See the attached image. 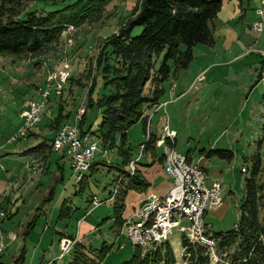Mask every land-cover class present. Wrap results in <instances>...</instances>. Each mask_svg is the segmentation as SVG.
Instances as JSON below:
<instances>
[{
  "label": "rangeland",
  "instance_id": "obj_1",
  "mask_svg": "<svg viewBox=\"0 0 264 264\" xmlns=\"http://www.w3.org/2000/svg\"><path fill=\"white\" fill-rule=\"evenodd\" d=\"M74 1L76 0H23L21 5L27 8L26 11L48 12L60 10ZM138 1L140 0H111L105 6L99 21L86 22L79 28H66L56 45V51L47 56L34 59L0 56V146L7 143V147H0V155L9 151L11 145H15L11 138L15 135L20 121L19 123L17 121L14 126L16 119H11V114L15 115L17 101L37 98L36 93L44 86L49 73L59 69L65 62L69 65L71 80L66 83L60 98L52 99L53 102L46 106L44 116L35 128L41 137L20 139L16 143L27 148L44 140L52 141L55 132L49 128V125L56 117L59 105L63 106L64 112H70L69 119L63 123L72 121L82 105L85 110L86 92L91 84L88 73L89 77L95 74L93 70L95 56L104 40L123 27ZM243 2H245L244 8L247 9V19L257 22L259 19L256 11L259 9L260 0H249V5L246 0ZM222 6L223 9L230 11L233 9L228 4V0H223ZM228 22H232L233 26ZM248 22L250 21H240L238 18L228 19L225 22L220 16L216 18L213 21L214 29L212 23L210 24L215 39V51L212 52L210 47L202 45L194 47V59L185 74H182L177 81H173L172 76L170 77V82L177 84L174 96H171L172 92H169L167 85L166 94L161 100L182 101L181 110L178 112H171V105L166 108V115L170 119L169 125L177 133L175 150L181 154L190 151L193 155V163L201 162V166L205 169L207 183L217 181L221 185L222 205L204 217L205 223L212 227L211 232L214 233L231 231L237 225L244 179L249 176L252 166L249 159L257 153L261 159L264 177V129H262L264 121L257 132L259 135L252 134L253 130L260 125L256 123V120L262 119L261 115L264 116V102H262L264 101V79L254 88L252 85L259 77L264 76V70L262 65L259 66L257 63H246V70L241 69V64L231 65L219 61L223 47L228 46L223 42V36L226 32L231 33L230 36L234 35L237 30L234 25L243 27ZM231 28H233L232 31ZM140 30V27L135 28L132 36L138 34ZM258 35H260L258 39H253L256 42L254 47L258 52L264 53V27ZM202 51H205V57ZM207 60L209 64L206 65ZM200 70L204 72L197 77ZM183 90H187L188 93L184 97H177V94ZM96 92L97 89L94 93ZM188 101H190L189 111L186 107ZM256 102L262 103V106L257 108ZM95 111L92 109L86 112L87 126L92 121L95 122ZM162 117L165 118L163 111L152 115V127ZM96 125L92 124L91 129L94 130ZM262 138V147H259L258 142ZM145 139L142 122L128 130L127 144L132 148V160L138 155V146L144 143ZM49 146V142H46L42 154L38 152V155L32 158L41 167V171L36 174L29 169L31 157L28 163L21 156L13 161L11 158L5 160L0 158V190H3L5 186L9 189L14 182H20V176L13 175V170L19 173L24 172V180L28 173L34 177L31 179L34 180L32 185H28L29 181L24 184V188L23 184L19 187L23 191L17 213L13 212L10 215L6 205L0 209V213L5 214V217H0V228L3 233L2 238L7 244L0 263L41 264L42 256H44L43 261L56 260L61 253L59 232L77 237L79 234L81 243L95 250H100L103 244L110 247L108 255L101 264H123L128 261L134 252V246L122 235L112 231L113 209L118 201H123L126 214L130 212L131 215L139 206L140 203L137 205L136 203L141 197L143 198L144 193L126 190L123 197L122 192L125 191L127 181L124 179L123 183L118 184L117 180L121 172L126 171V166L122 165V158L118 155L117 149L103 152L99 145L90 169L83 173L84 182L78 184L72 176L68 159H60V153L63 151L54 152L50 149L49 152ZM210 149L230 151L233 157L230 162L218 158H204L200 152H207ZM155 152L158 156L162 155L161 148H156ZM151 154V151L143 152L142 162L154 159ZM155 160V163L149 167L139 165L138 170L146 182L150 183L148 192L159 196L170 188V180L163 172L158 160ZM242 168L246 169L245 173L241 172ZM60 174L62 180L58 182ZM50 191L53 192L51 200L42 206ZM117 192L119 196L116 197L114 193ZM93 197L101 203L95 210L90 206ZM109 197L111 200H108ZM64 200L67 201L72 212L69 218L58 219ZM82 218L85 223L79 227L77 222ZM31 222L34 226L25 235ZM89 226L90 230L94 227L92 232H88ZM10 234L16 236L13 241L8 239ZM61 238H67L76 243L68 236ZM169 244L176 264H185L184 260L188 258V254L185 247L181 246L179 235L174 232ZM22 250H24L23 259L16 262ZM181 252L184 253L183 258H180ZM69 257L70 253L56 263L69 264ZM224 257L225 254H218L215 249V256L209 258V264H220Z\"/></svg>",
  "mask_w": 264,
  "mask_h": 264
},
{
  "label": "trees",
  "instance_id": "obj_2",
  "mask_svg": "<svg viewBox=\"0 0 264 264\" xmlns=\"http://www.w3.org/2000/svg\"><path fill=\"white\" fill-rule=\"evenodd\" d=\"M110 1L76 0L57 11L37 12L26 11L27 8L21 5L23 0H0V56L34 59L54 53L66 28H79L86 22L99 21ZM222 1H138L123 27L104 40L95 56V74L89 77L88 73L91 84L86 92L85 111L78 124L81 134L94 137L103 152L117 149L122 165L127 166L132 160V148L127 144L128 130L142 122L146 134L149 117L145 113L159 105L169 78L188 68L194 59V47L214 46L210 24L220 12ZM137 27L141 28L140 32L132 36V31ZM261 65L264 70V60ZM70 80L71 75L67 83ZM62 107L58 106L57 115L49 125L54 132L69 119L70 112H64ZM92 109L98 110L100 117L94 130L90 125L85 127L86 112ZM155 141L149 136L144 142V152L153 150ZM44 146L46 143L42 142L31 147L25 151V155L38 152L41 155ZM50 149L51 145L49 152ZM200 153L206 159L218 158L229 162L233 157L232 152L222 149ZM249 160L252 166L249 176L244 179L237 225L228 232H212L218 254H225L220 264H264V177L259 154ZM124 179L127 185L122 192L123 197L126 190L145 192L149 187L137 169L132 176L122 171L117 183H123ZM61 180L60 174L58 182ZM118 192L115 193L116 197L119 196ZM52 194L50 191L42 206L51 200ZM71 212V207L64 200L58 219L69 218ZM123 212V201H118L112 214L114 233L118 234L121 229ZM33 226L31 222L25 235ZM68 237L73 239L72 236ZM180 240L188 254L185 264H209L204 248L187 245L183 238ZM109 251L110 247L105 244L100 250H95L76 242L70 252L69 264H101ZM23 252L16 262L23 259ZM123 264H176V261L167 242L156 245L145 254L134 247L131 258Z\"/></svg>",
  "mask_w": 264,
  "mask_h": 264
},
{
  "label": "built area",
  "instance_id": "obj_3",
  "mask_svg": "<svg viewBox=\"0 0 264 264\" xmlns=\"http://www.w3.org/2000/svg\"><path fill=\"white\" fill-rule=\"evenodd\" d=\"M256 15L259 20L253 22L250 29L260 34L264 27V0H260ZM69 78L70 69L66 62L59 69L49 73L43 89L39 91L38 99L27 101L26 107L19 112L21 124L12 140L25 138L37 127L44 116L50 97L53 95L55 98H60ZM162 106L164 104H159L153 109L157 111ZM84 111L82 105L72 121L63 123L58 128L50 143L54 152L63 151L69 157L70 169L76 183L83 180V173L90 169L94 154L99 147V142L92 139L91 135L80 132L78 124ZM149 122L150 117L145 134L146 141L150 136ZM175 136L176 133L170 131L165 125L160 138L155 141V146L162 148V170L170 180V188L161 196L148 195L133 213L123 220L119 234L134 247L140 249L142 254H145L156 245L169 243L175 232L186 241L187 245L204 248L211 259L215 256L217 245L211 232V226L205 223L204 217L222 205L221 185L217 181L208 184L205 170L191 162L186 155L175 150ZM145 147V143L140 144L138 155L126 166L125 172L129 176L135 173ZM30 163L29 169L33 171V174L41 171L40 165L33 159ZM241 172L245 173L246 169L242 168ZM108 200H111V197ZM100 204L97 198H92L93 208ZM0 217H5V214L1 212ZM2 234L0 228V257L7 247ZM8 238L13 240L14 235L10 234ZM73 246V241L61 238L59 257L47 264H57L56 261L66 257ZM183 257L184 253L181 252L180 258Z\"/></svg>",
  "mask_w": 264,
  "mask_h": 264
},
{
  "label": "crops",
  "instance_id": "obj_4",
  "mask_svg": "<svg viewBox=\"0 0 264 264\" xmlns=\"http://www.w3.org/2000/svg\"><path fill=\"white\" fill-rule=\"evenodd\" d=\"M246 3H247V5H249V0H246ZM228 4H230V6H232L233 7V9L230 11V10H228V9H223V6H222V8H221V10H220V12L218 13V15H217V17L216 18H218L219 16L221 17V19H223L225 22L228 20V19H235V18H238L240 21H250V22H248V24L247 25H245V26H243V27H241V26H239L238 27V25H234V27L237 29L234 33V35H231L230 36V34L231 33H228V32H226V34L223 36V38H224V40H223V42L225 43V44H227L228 46H225V47H223V51H222V57L221 58H219V61H223V62H225V63H230L231 65H238V64H241V69H246L247 70V68H246V66L247 65H245L246 63H252V64H258L259 66L261 65V62L264 60V53H260V52H258L257 50H255V47H254V45H255V43L256 42H254L253 41V39L255 38V39H258V37L260 36V35H258V34H256V33H254L251 29H250V26H251V24L253 23L252 22V20H248L247 19V12H246V8H244V6H245V2H243V0H228ZM259 4V3H258ZM247 7V6H246ZM215 20V19H214ZM213 20V21H214ZM228 23H230L231 24V26H233L232 24V22H228ZM227 23V24H228ZM212 27H213V29H214V24H213V22H212ZM232 29L233 28H231V31H232ZM228 36V37H227ZM230 38V39H229ZM231 39H233V40H231ZM229 40H231V42H229ZM214 46H215V44H214ZM214 46L213 47H210L211 49V51L213 52V51H215V48H214ZM253 47V48H252ZM194 49V48H193ZM204 52L205 51H202V53H203V57H205V55H204ZM211 52V53H212ZM209 58V56L207 57V59ZM196 59V58H195ZM207 64H209V61L207 60V63H206V65ZM187 70V69H186ZM186 70H184V71H181V72H179L178 74H176V75H174V76H172V79H173V81H177V79H179L180 77H182V74H185V72H186ZM204 70V69H203ZM201 71L200 70V73H199V75L197 76V77H200L203 73L202 72H204V71ZM196 77V76H195ZM264 79V76H261V77H259L258 79H257V82H255V84L254 85H252V88H254L261 80H263ZM264 81V80H263ZM175 83V82H174ZM172 83V82H170V78H169V80H168V82L166 83V86L168 85L169 86V92H172L171 93V96L173 97L174 96V89H176L177 88V84L175 83ZM174 86V87H173ZM43 89V86H42V88L40 89H38V92L36 93V95H38V97H39V91L40 90H42ZM166 89H167V87H166ZM189 89V88H188ZM188 92H187V90H183L182 92H179L178 94H177V97H181V96H185V94H187ZM165 94H166V92H165ZM165 94H164V96H165ZM163 96V97H164ZM38 97L37 98H35L36 100L38 99ZM162 97V98H163ZM176 97V98H177ZM55 97L52 95L51 97H50V101H49V103H48V105L50 104V102L52 103L53 101H51L52 99H54ZM162 100V99H161ZM160 100V103L159 104H164V106H162L159 110H157V111H155L153 108L152 109H150V110H148L146 113H145V115L146 116H148V117H150V122H149V135L151 136V138H153V139H155V140H157V139H159L160 138V136H161V134H162V129H163V127L165 126V125H167V127H168V129L170 130V131H174L175 132V130H173L171 127H170V119L167 117V115H166V108H168V106H170L171 105V112L173 111V112H178L179 110H181V107H182V101H161ZM262 102H264V101H262ZM190 101H188L187 102V105H186V107H187V111H189V108H190ZM254 103V102H253ZM18 104V105H17ZM17 107H16V112L14 113L15 115H13V114H11V119H16V121L14 122V126H15V124H16V122L18 121V123H19V121H20V119H19V112L22 110V109H24L25 107H26V105H27V101H17ZM256 104V107L258 108L259 106H262V103H258V102H256L255 103ZM48 105H47V107H48ZM3 111V110H2ZM159 111H163V113H164V115H165V118H161V119H158L157 120V122H156V124H155V126L154 127H152L153 125H152V121H153V118H151L152 117V115L154 116V115H156ZM45 113V112H44ZM95 116V118H94V123L95 124H97L96 125V127L98 126V124H99V121H100V117H99V111L98 110H96L95 111V114H94ZM262 116V119L261 118H258V120H256V123H259L260 125L257 127V128H255L254 130H253V132H252V134H256L258 131H259V127L261 126V124H262V121H264V116L263 115H261ZM70 122V121H69ZM93 123V121L91 122V124H90V126L92 125V124H94ZM20 124H21V122L19 123V126H18V128H17V130H16V133H15V135L11 138V141H14V143H15V145H11V149L9 150V151H5V153L4 154H1L0 156V158L1 159H3V160H5V159H7V158H11L12 159V161L13 160H15V159H19L20 158V156L23 158V159H25L26 160V162L28 163V159L31 157V158H34V156L35 155H38V153H33V154H28V155H25V151L27 150V149H29V148H31V147H25L24 145H20V144H17L16 142L18 141V140H20L19 138H16L15 140H12L15 136H16V134H17V131H18V129H19V127H20ZM171 125H172V123H171ZM173 126V125H172ZM85 127H87V125L85 126ZM93 127V126H92ZM95 127V128H96ZM262 129H264V125L262 126ZM2 133H3V131H1ZM1 133V134H2ZM176 133V132H175ZM54 135H55V133H54ZM259 134L257 133V136H258ZM39 137H41L39 134H38V132L37 131H35V129L32 131V132H30L25 138H33V139H37V138H39ZM176 137H177V133H176V136H175V140H174V148H175V146H176ZM1 138V137H0ZM25 138H23V139H25ZM145 138H146V136H145ZM92 139H94V137H92ZM44 140V139H43ZM262 140H263V138L261 139V141H259L260 142V144H259V147H262ZM42 142H49V144L51 143V141L49 140V141H47V140H44V141H42ZM42 142H38L37 144H34V145H32V147H35V146H37V145H39L40 143H42ZM145 142H146V139H145ZM6 144L7 143H4L3 145L1 144V146L0 147H7L6 146ZM142 144V143H141ZM140 145V144H139ZM156 148H161V147H156L155 146V144H154V149L153 150H151V157L152 158H154V159H151V160H147V161H143L142 162V160L138 163V165H137V171H139L138 170V167H139V165L140 166H142V167H149V166H151V165H153V163H155V159H157L158 160V163L160 164V166L162 167V155L161 156H158L157 154H156V152H155V149ZM4 149V148H3ZM2 149V150H3ZM162 149V148H161ZM61 155H60V159H64V158H67L68 159V161H69V157L67 156V154L65 153V152H61L60 153ZM183 155H186L187 157H188V159L191 161V162H194L193 160V155H192V153L190 152V151H187L185 154H183ZM7 156V157H6ZM196 164V163H195ZM27 164L25 163V166H26ZM198 165L200 166V167H202L201 166V162L200 163H198ZM69 167H70V165H69ZM203 168V167H202ZM204 169V168H203ZM205 170V169H204ZM140 174H141V176L144 178V176L142 175V173L141 172H139ZM13 175H19L20 176V182H14L11 186H9L10 188L8 189L6 186H5V188L3 189V190H0L1 192H0V209L1 208H3V206H5L6 205V207H8V209H9V214L10 215H12L13 214V212H14V214L15 213H17L18 212V208H19V201L21 200L20 198H21V196H22V189H19V187L20 186H22V184H23V188H24V184L25 183H28L29 181V183H28V185H32L33 183H34V180L32 181L31 179L32 178H34V177H31V175H29V173H28V175H27V177H26V175H25V177H26V179L24 180V172H22V173H19V172H17V170L16 171H14L13 170ZM22 180V181H21ZM146 181V180H145ZM148 183V182H147ZM149 184V186H150V183H148ZM7 185H9V184H7ZM27 185V186H28ZM35 185V184H34ZM169 189V188H168ZM167 189V190H168ZM167 190L165 191V193L167 192ZM136 192V191H135ZM137 193H144V196H143V198L141 197V195H140V199H139V201L136 203V205L137 204H139V203H141L148 195H150V194H152V193H150V192H148V189L145 191V192H137ZM165 193H163V195L165 194ZM159 196H161V195H159ZM92 200V199H91ZM135 205V206H136ZM90 206L92 207V205H91V201H90ZM97 208H99V206L98 207H96V208H91V209H93V210H95V209H97ZM90 209V210H91ZM90 210L88 211V213L90 212ZM92 210V211H93ZM91 211V212H92ZM101 215V214H100ZM99 215V216H100ZM58 216H59V214H58ZM102 216V215H101ZM101 216H100V219H101ZM128 216H130V212H129V214L127 213L126 214V212H125V208H124V212H123V214H122V218H123V220L124 219H126ZM1 218H3V217H1ZM58 218V217H57ZM84 218H82L79 222H77L78 224H79V227L80 226H83V224L85 223L84 222V220H83ZM99 219V220H100ZM112 219V218H111ZM85 227H87V225H85ZM212 228V227H211ZM89 230H88V232H92L93 230H94V227L92 228V230H90L91 229V227L89 226V228H88ZM60 234H63V235H65V236H72L73 237V239L75 240V242H77V243H81V240H80V237H79V234H78V237L77 236H75V235H72V234H65V233H62V232H59L58 233V235H59V239L61 238V237H63V236H60ZM14 235V234H13ZM15 235H14V238H13V240L15 239ZM9 239V238H8ZM11 240V239H10ZM13 240H11V241H13ZM83 244V243H82ZM120 247V246H119ZM118 247V248H119ZM43 259H44V256H42V258H41V260H42V262H41V264H47L48 262H50V261H52V260H48V261H46V260H44L43 261ZM53 260H55V259H53ZM0 262H1V259H0Z\"/></svg>",
  "mask_w": 264,
  "mask_h": 264
}]
</instances>
